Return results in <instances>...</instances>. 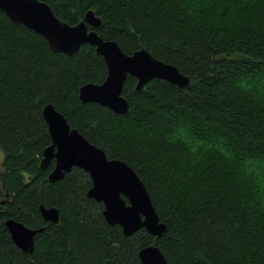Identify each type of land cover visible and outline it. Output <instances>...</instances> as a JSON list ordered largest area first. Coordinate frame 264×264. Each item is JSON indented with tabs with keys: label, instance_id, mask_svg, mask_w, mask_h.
<instances>
[{
	"label": "trees",
	"instance_id": "1",
	"mask_svg": "<svg viewBox=\"0 0 264 264\" xmlns=\"http://www.w3.org/2000/svg\"><path fill=\"white\" fill-rule=\"evenodd\" d=\"M38 1L71 26L94 11L100 37L128 55L149 51L192 85L154 79L137 91L129 76L127 114L83 104L81 87L108 75L95 47L54 53L0 10V264H142L152 245L168 264H264V0ZM48 105L134 169L168 227L161 238L109 225L80 168L49 183ZM41 206L58 209L57 225ZM8 219L43 230L32 254L15 246Z\"/></svg>",
	"mask_w": 264,
	"mask_h": 264
},
{
	"label": "water",
	"instance_id": "2",
	"mask_svg": "<svg viewBox=\"0 0 264 264\" xmlns=\"http://www.w3.org/2000/svg\"><path fill=\"white\" fill-rule=\"evenodd\" d=\"M0 10L14 24L40 35L54 53L72 56L84 45L95 47L107 65L108 75L101 85L81 87L79 98L83 104H98L116 115L127 114L130 105L123 89L129 76L136 78L137 91H142L154 79L185 91L191 88L190 76L156 59L149 51L141 49L128 55L116 42L100 37L96 30L102 26V20L94 11L87 12L82 22L71 26L61 21L49 5L38 0H0ZM43 117L49 126L52 144L43 153L41 168L47 169L55 160L49 183L62 181L73 168H80L92 180L88 198L104 204L103 216L109 225L121 227L126 237L141 229L156 238L167 232V225L160 220L145 184L133 168L123 161L110 160L102 149L72 129L53 105L44 108ZM40 212L46 222L59 223L58 209L41 206ZM5 227L17 248L28 255L33 253L35 236L43 230H31L14 219H8ZM139 259L142 264H168L159 247L153 245L140 250Z\"/></svg>",
	"mask_w": 264,
	"mask_h": 264
},
{
	"label": "rangeland",
	"instance_id": "3",
	"mask_svg": "<svg viewBox=\"0 0 264 264\" xmlns=\"http://www.w3.org/2000/svg\"><path fill=\"white\" fill-rule=\"evenodd\" d=\"M3 159H4L3 152H2V150L0 148V170H1ZM263 175H264V170H263Z\"/></svg>",
	"mask_w": 264,
	"mask_h": 264
},
{
	"label": "flooded vegetation",
	"instance_id": "4",
	"mask_svg": "<svg viewBox=\"0 0 264 264\" xmlns=\"http://www.w3.org/2000/svg\"><path fill=\"white\" fill-rule=\"evenodd\" d=\"M89 30H91V29H89ZM107 157H108V156H107ZM110 160H113V159H110ZM54 161H55V160H54ZM52 162H53V161H52ZM50 165H51V164H50ZM50 165H49V166H50ZM49 166H48V167H49ZM45 170H46V169H45ZM88 175H89V174H88Z\"/></svg>",
	"mask_w": 264,
	"mask_h": 264
},
{
	"label": "bare ground",
	"instance_id": "5",
	"mask_svg": "<svg viewBox=\"0 0 264 264\" xmlns=\"http://www.w3.org/2000/svg\"><path fill=\"white\" fill-rule=\"evenodd\" d=\"M59 221H60V219H59ZM49 223H52V222H49ZM52 224H54V223H52ZM57 225V224H56ZM31 230H33V229H31ZM34 241H35V239H34Z\"/></svg>",
	"mask_w": 264,
	"mask_h": 264
}]
</instances>
